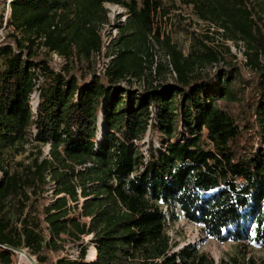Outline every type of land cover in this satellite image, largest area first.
Instances as JSON below:
<instances>
[{
    "label": "trees",
    "instance_id": "trees-1",
    "mask_svg": "<svg viewBox=\"0 0 264 264\" xmlns=\"http://www.w3.org/2000/svg\"><path fill=\"white\" fill-rule=\"evenodd\" d=\"M9 4L0 11V264H14L9 246L38 264H217L197 242L175 250L169 228L181 218L221 242L264 248V0ZM107 4L127 18L111 61L103 73L72 72L102 53ZM181 9L191 14L180 26L187 52L162 31ZM228 41L246 45L247 74ZM159 45L174 81L125 85L161 75ZM69 243L77 257L62 252ZM246 257L219 264H264Z\"/></svg>",
    "mask_w": 264,
    "mask_h": 264
},
{
    "label": "rangeland",
    "instance_id": "rangeland-1",
    "mask_svg": "<svg viewBox=\"0 0 264 264\" xmlns=\"http://www.w3.org/2000/svg\"><path fill=\"white\" fill-rule=\"evenodd\" d=\"M8 2L9 0H0V11L6 13V15H7ZM255 6L258 7L260 6V4L255 3ZM106 7L109 10L108 15L110 22L105 26H103L101 29V35L104 46L102 53L92 57L91 61H87L85 59L83 61L77 60V62H75L76 64L75 67L74 66L71 67L72 72L78 71L82 73L83 76L93 72L103 73V68L106 67L111 61V57L108 56L109 46L112 45L111 41L114 40L116 36L119 35L120 30L118 28L119 27L118 24L120 22H125L127 18H126V10L124 7L115 4H107ZM119 15H121L120 18ZM262 16H264V11ZM170 18H171L170 20L166 21L165 26L163 25L162 31L165 36L169 34L172 41L177 43L181 49L187 52L190 46L189 34L186 33V31L181 32L180 26L182 25L188 26V21L191 19L190 11L187 9L174 10L170 14ZM205 26H207V24H205L204 22H200L197 25L194 24L193 27L194 29L198 28L200 31H204L203 29H205ZM2 34L5 33L1 31V36ZM214 43L215 44L222 43L221 37L217 35ZM228 44L231 45L230 48L232 53H234L237 56L238 64L244 68L243 71L247 74L248 68L246 67V63H245L247 59L245 53V50L247 49L246 45L242 41L240 42L228 41ZM234 49L236 50L234 51ZM154 53H155L154 60L158 61L159 63H162L163 65V71L161 75L155 76L156 73L154 71H152V75H151L150 71L147 70L146 75H144V77H142L141 79L130 78V80L124 82L125 85H130L134 89H144V87L157 85L161 81L162 82L174 81L175 73L172 72L171 66L168 65L169 57L167 55L166 49L161 45H159L156 46V50L154 51ZM53 56H54V60H51L52 65L57 70L62 69L66 65V62H64L63 59H60L56 55ZM73 63H74V59H73ZM210 69L211 66H208L203 70L210 71ZM38 96H39L38 91H36L32 96V106L34 107H36L37 105ZM151 135L152 132L151 130H149L145 138L143 139V142L146 144L144 146V150L147 149V146L151 141ZM155 146H158L156 139H155ZM27 147H32V145L29 144ZM49 149H50L49 145L43 146V150H44L43 156H45L49 152ZM27 155L28 152L20 155L18 158L23 159ZM169 234L172 237L173 243H178V246L175 248V250L180 249L189 243L197 242L200 244L202 251L209 253L214 258L217 264H219L222 259H229L231 256H238L242 260L244 259V256H247L246 257L247 259L249 257H254L256 259L264 257V248L253 246L249 243L243 245V243H237L234 241L221 242L217 239H214L204 234L199 225L192 223L185 218H181L180 220L176 221L174 224L170 225ZM88 239H90V237H88ZM62 252L70 257H77L78 247L73 243H69L67 245V250H64ZM95 252H96L95 246L91 245L89 249V254H90V258L88 257L89 260H91V257ZM13 261L14 264H30L28 260L23 259L21 257L19 252H15Z\"/></svg>",
    "mask_w": 264,
    "mask_h": 264
},
{
    "label": "water",
    "instance_id": "water-1",
    "mask_svg": "<svg viewBox=\"0 0 264 264\" xmlns=\"http://www.w3.org/2000/svg\"><path fill=\"white\" fill-rule=\"evenodd\" d=\"M9 248L13 249L14 252H19V253H25L27 254V256L29 257V259L33 262V264H38L37 261H36V258L31 256L29 252H27V249L26 248H14V247H10Z\"/></svg>",
    "mask_w": 264,
    "mask_h": 264
},
{
    "label": "built area",
    "instance_id": "built-area-1",
    "mask_svg": "<svg viewBox=\"0 0 264 264\" xmlns=\"http://www.w3.org/2000/svg\"><path fill=\"white\" fill-rule=\"evenodd\" d=\"M9 2H10V0H9ZM9 2H8V7H7V15L9 14V12H10V4H9ZM6 15V16H7ZM4 36V34H2V37ZM1 40V39H0ZM236 49H234V51H235ZM54 55H56L57 57H59L60 59H63L64 60V58H62V57H60L58 54H56V53H54ZM64 62H65V60H64Z\"/></svg>",
    "mask_w": 264,
    "mask_h": 264
},
{
    "label": "bare ground",
    "instance_id": "bare-ground-1",
    "mask_svg": "<svg viewBox=\"0 0 264 264\" xmlns=\"http://www.w3.org/2000/svg\"><path fill=\"white\" fill-rule=\"evenodd\" d=\"M20 255H21V257L23 258V259H26V260H28L29 262H30V264H33V262L29 259V257L27 256V254H25V253H20Z\"/></svg>",
    "mask_w": 264,
    "mask_h": 264
}]
</instances>
